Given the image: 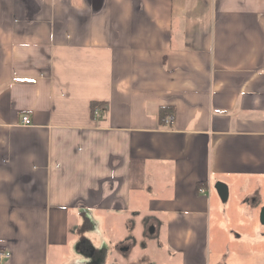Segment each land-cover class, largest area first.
I'll list each match as a JSON object with an SVG mask.
<instances>
[{
    "label": "crops",
    "instance_id": "1",
    "mask_svg": "<svg viewBox=\"0 0 264 264\" xmlns=\"http://www.w3.org/2000/svg\"><path fill=\"white\" fill-rule=\"evenodd\" d=\"M263 207L264 0H0V264L147 230L154 264H244Z\"/></svg>",
    "mask_w": 264,
    "mask_h": 264
},
{
    "label": "rangeland",
    "instance_id": "2",
    "mask_svg": "<svg viewBox=\"0 0 264 264\" xmlns=\"http://www.w3.org/2000/svg\"><path fill=\"white\" fill-rule=\"evenodd\" d=\"M93 223H94L93 233H94V235H95V237L97 239L98 238L100 239V241H99L100 244H98V245H99V247L104 248V247H106L107 243L112 242L113 239L116 237L117 230H111V231H108V232L106 231V233L103 234V230H102V228H100L101 223L100 222H96L95 220H93ZM261 228H263V227H261ZM147 232H148V230L145 231V233H144L145 237H146V233ZM142 233H143V229H142ZM144 236H143V238H141L138 241V243H139L138 245L140 247L139 251L137 253L134 252L133 254H131L130 255V258H131L130 262H128L129 258H127V260L124 261V262H126V264H128V263H131V264H154V262H155L154 260L155 259L158 260V261H162V260L165 259L164 258V254L159 253L157 251V249H155L156 247H154V246L150 247L147 252L144 251V250H141L143 245H146L147 241H145V240L148 239L147 237L145 238ZM256 239L259 240L260 238L257 237ZM150 240L151 239H149V241ZM141 244H142V246H141ZM109 248H110V246H108V249ZM255 249H257V248H253V247L251 248V251L254 254V256H253L254 258L248 259V261L244 262V264H264V252H262L261 249H259V250L258 249L255 250ZM115 258L119 259L117 254L115 255ZM158 264H160V262H158ZM236 264H241V262H236Z\"/></svg>",
    "mask_w": 264,
    "mask_h": 264
},
{
    "label": "built area",
    "instance_id": "3",
    "mask_svg": "<svg viewBox=\"0 0 264 264\" xmlns=\"http://www.w3.org/2000/svg\"><path fill=\"white\" fill-rule=\"evenodd\" d=\"M102 114V110L101 109H98L95 111V117H100ZM170 122V119L167 120V122ZM21 124L23 126H30L32 124V121H31V118L29 116H24L22 118V121H21ZM201 193H205V190L202 189L200 190ZM4 254H0V258H3ZM5 257V256H4Z\"/></svg>",
    "mask_w": 264,
    "mask_h": 264
},
{
    "label": "trees",
    "instance_id": "4",
    "mask_svg": "<svg viewBox=\"0 0 264 264\" xmlns=\"http://www.w3.org/2000/svg\"><path fill=\"white\" fill-rule=\"evenodd\" d=\"M103 106H104L103 104H99V103H95V102L91 104V111H92V115H93L94 118H95V111L96 110L102 109V112L105 111V109H103ZM166 114H168L166 112V110H162L161 115H160L161 118H165V116H167Z\"/></svg>",
    "mask_w": 264,
    "mask_h": 264
},
{
    "label": "water",
    "instance_id": "5",
    "mask_svg": "<svg viewBox=\"0 0 264 264\" xmlns=\"http://www.w3.org/2000/svg\"><path fill=\"white\" fill-rule=\"evenodd\" d=\"M260 223L262 226H264V207L261 209L260 212Z\"/></svg>",
    "mask_w": 264,
    "mask_h": 264
}]
</instances>
